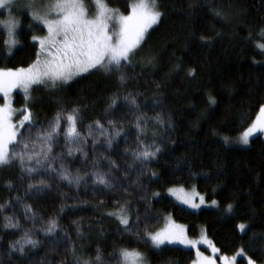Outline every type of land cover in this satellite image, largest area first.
<instances>
[{
	"label": "trees",
	"instance_id": "1",
	"mask_svg": "<svg viewBox=\"0 0 264 264\" xmlns=\"http://www.w3.org/2000/svg\"><path fill=\"white\" fill-rule=\"evenodd\" d=\"M106 2L127 13L130 0ZM157 4L163 15L146 35L132 64L123 70V83L119 74L97 71L55 89L37 86L31 91L29 106L37 125L72 108L80 109V127L86 136L88 125L96 120L105 128L109 119L117 121V126L123 124V135L111 149L105 143L107 137L97 132L95 139L89 137L83 145L86 159L80 153L65 154L73 175L108 171V160L116 161L118 169L110 172L111 188L94 190L98 186L88 175L87 185L81 182L79 186L46 179L49 187L40 192L28 190V183L37 181L29 180L17 166L0 169V205L12 202L0 212V264H74L73 246L83 259H94L100 249L104 264H112L113 254L120 248L139 251L147 264L192 263L191 250L153 249L135 232H124L107 215L118 202H127L132 228L140 225L143 231L147 218L148 230L157 231L170 214L187 225L191 237L204 227L223 254L232 255L243 247L257 264L264 263V140L256 136L245 148L222 141L241 134L264 103V54L249 41L250 33L255 35L264 28V0H157ZM217 10L224 13V19L215 15ZM14 16L19 21V43L9 56L0 28V69L27 67L35 59L31 35L44 34L30 32L32 21L25 11H16ZM189 69H195V76L188 75ZM129 94L145 116L141 140L160 148L143 169L130 154L137 145L134 125L138 112L129 111L124 99ZM113 96L118 99L110 109ZM210 97L215 104L209 102ZM17 101L21 103L22 97ZM157 116L163 124H157ZM62 147L63 142L54 151L59 154ZM175 186L196 189L206 201L216 200L218 209L193 212L181 207L165 195ZM228 204L233 205L231 213L226 211ZM25 205L36 213L35 229L46 226L50 219L57 220L58 229L48 236L34 231L38 247L9 256V244L23 231L33 229V221L24 215ZM5 215L18 219L20 228L5 230ZM241 223L247 225L243 233L238 229Z\"/></svg>",
	"mask_w": 264,
	"mask_h": 264
},
{
	"label": "snow or ice",
	"instance_id": "2",
	"mask_svg": "<svg viewBox=\"0 0 264 264\" xmlns=\"http://www.w3.org/2000/svg\"><path fill=\"white\" fill-rule=\"evenodd\" d=\"M94 12L89 14L88 6L84 0H23V7L30 14L32 23L29 24L30 32H44L43 35H31L32 44L35 46V59L27 67L0 69V169L17 166L21 173L29 180H36V183H28L29 191H43L49 187L46 179H59L67 181L69 185L79 186L81 182L87 185L85 176L90 175L92 184L98 186L94 190L111 188L112 182L110 172L118 169L114 160H108V171H93L81 175L79 171L75 175L69 170L68 164L71 161L66 157H73L77 153L87 158V152L83 145L89 137L95 139L97 132L107 137L105 143L108 149L123 135V124L117 126V121L109 119L108 128L100 120L88 125L87 136L81 131V115L79 108H72L70 111L61 110L46 124L37 125L33 118L30 106L26 103L19 110L12 104V93L20 89L24 94V100L31 99V91L34 86L55 89L59 85L67 84L76 77L89 73L103 71L106 74H119L121 83L125 76L123 70L132 64L134 58L139 54L138 49L143 43L148 30L158 24L163 13L159 10L157 0H133L127 6V13L123 14L119 9L111 8L106 0H93ZM20 8V0H0V10L8 12V19L3 21L7 38L0 39L7 46L8 55L13 54V48L19 43L17 29L19 21L12 15ZM3 15V12H0ZM215 15L221 19L225 18L221 10L215 11ZM203 39V38H202ZM249 41L260 54H264V28H261L255 35L249 34ZM147 63H151L148 60ZM189 76H195V69L188 70ZM118 97L113 96L109 104L110 109L116 107ZM129 111L139 110L136 98L129 94L124 97ZM215 104L214 98L209 99ZM17 112L19 115L17 116ZM16 117V120H13ZM157 124H163L160 116L156 117ZM144 123L143 113L137 114L135 128L137 130V145L131 151L133 161H138L143 167L147 162L156 158L160 148L156 145L143 143ZM170 126V125H169ZM257 133L264 134V103L258 107L255 120H253L241 133L238 143L247 146L250 138ZM63 142L60 153L54 150L57 145ZM229 141L225 139V143ZM129 149H125L128 152ZM59 161V166H57ZM93 167H96L93 162ZM54 174V175H50ZM156 174L152 173L154 177ZM23 178V177H22ZM11 188V185H8ZM169 192L176 195L177 199L193 209L205 204V196L198 192L184 193L183 189L179 194L169 189ZM154 193L153 196H158ZM17 202L19 198L17 197ZM198 200V203H197ZM12 202L0 205V212L10 207ZM212 207L218 206L216 200L211 201ZM233 205L228 204L226 211L231 213ZM24 215L33 221V229L23 231L19 239L11 242L8 246V255L19 253L24 255L29 248L35 249L39 241L33 238L34 231H42L46 236L54 235L58 229L56 219L48 220L46 226L35 229L37 222L36 213L31 205L24 206ZM123 226L124 232H135L144 241L150 243L153 248L161 249L164 245H183L186 248L195 249V259L192 264H238V258L247 261V264H257L251 255L241 247L235 254L229 256L223 254L206 235L199 240L189 239L183 226L169 223L159 231H149L147 218L143 224V231L140 225L130 227V215L127 210V202L121 204L113 211L107 213ZM5 230L19 229L20 222L14 216L3 217ZM239 231L243 233L246 225H238ZM79 234V227L77 228ZM65 240L71 243L65 236ZM58 243V242H56ZM206 244L211 250V255H204L199 245ZM94 259H83L78 256L76 249L71 248V255L74 264H104L100 249L96 250ZM112 264H147L142 253L133 249L120 248L113 254Z\"/></svg>",
	"mask_w": 264,
	"mask_h": 264
},
{
	"label": "rangeland",
	"instance_id": "3",
	"mask_svg": "<svg viewBox=\"0 0 264 264\" xmlns=\"http://www.w3.org/2000/svg\"><path fill=\"white\" fill-rule=\"evenodd\" d=\"M38 2H39V0H38ZM131 2H133V0H130V3H131ZM84 3L88 6L89 14L92 15L93 12H94V4H93V0H88V1H85V0H84ZM111 8H112V7H111ZM115 9H116V8H115ZM18 11H20V12L25 11V12L27 13V11H26V10L24 9V7H23V0H20V8H19ZM0 12H3V15H0V28H1L2 31L4 32V34H5V39H6V38H7V33H6V29H4V27H3V23H2V22L8 19V12H7L6 10H0ZM15 12H16V11H15ZM15 12L12 13L13 16H14V13H15ZM120 12H121V11H120ZM121 13H123V12H121ZM123 14L126 15V14H128V13H123ZM28 15L30 16V14H28ZM14 18L18 21V19H17L15 16H14ZM156 25H157V24H156ZM156 25H154L152 28H154ZM152 28H150V29L148 30V32H149ZM17 30H18V29H17ZM44 34H46V33H44ZM147 34H148V33H147ZM147 34H146V35H147ZM145 37H146V36H145ZM17 46H18V44L13 48V50H14ZM6 50H7V46H6ZM77 78H78V77H76L75 79H77ZM75 79H73L72 81H74ZM72 81H70L69 83H71ZM69 83H67V84H69ZM67 84H63V85H59V86H64V85H67ZM34 87H37V86H34ZM18 96H21L22 99H23V101H22L21 103H18V101H17V100H18ZM11 99H12L13 107H14L15 109H17V110L23 108V107L25 106L26 103L29 105V104H30V101H31V99L28 100V101H25V100H24V94H23V92H22L20 89H17V90H15V91L12 93ZM0 103H2V98H0ZM18 115H19V112H17V116H18ZM13 120L15 121V120H16V117H13ZM240 135H241V134H239V135L236 136V137L227 138V140H228L229 142L226 143V144H228V145H230V146H235V147H242V148L247 147L248 145H247V146H243V145H241L240 143H238V140H239ZM256 136H260V137L264 140V134H260V133H257L256 135H254L253 137H251L250 140H251L252 138L256 137ZM225 139H226V138H223L222 141L225 142ZM169 189H173V190H175L178 194H179V190H180V189H183L184 193H192L193 191H195V192H198V191H197L196 189H194V188H193V189H185V188H183V187H181V186L170 187V188H168V189L165 191V195H166V196H168L169 198L173 199L178 205H180L181 207H183V208H185V209H187V210H189V211L197 212V211H199V210H201V209H218V206H216V207H212V206H210V205H211V201H206V200H205L206 202H205L204 205H201V206H200L199 208H197V209H193V208L189 207L188 205L181 203V202L177 199L176 195H173V194H171V193L169 192ZM198 193H199V192H198ZM199 194H200V193H199ZM200 195H202V194H200ZM197 203H198V200H197ZM169 221L173 222L175 225L183 226V228L185 229L186 235L188 236L189 239H192V240H199V239L201 238L202 235H206V236H207L204 227H201V228L199 229V232H198V234H197L196 237H191V236H189V234H188V230H187V225L175 221V220L173 219L172 215H170V214H167V215L164 217V223H163V225H162V227H161L160 229H163V228L169 223ZM244 225H245V224H244ZM160 229H159V230H160ZM238 229H239V228H238ZM246 229H247V225H246L245 230H246ZM159 230H157V231H159ZM207 238H208V236H207ZM208 240H209V238H208ZM150 245H151V244H150ZM165 246L179 247V248H183V249L191 250V251H193V254H194V258H193V260L196 258V257H195V249H192V248H186V247H184L183 245H164V246H162V247H165ZM151 247H152V245H151ZM198 247H199L200 251L204 253V255H211V250H210V248H208V246H207L206 244H200ZM152 248H153V247H152ZM153 249H155V248H153ZM234 254H235V253H234ZM232 255H233V254H232ZM143 256H144V255H143ZM229 256H231V255H229ZM144 257H145V256H144ZM241 260H243V259L238 258V264H241V263H240ZM244 261H245V264H247V261H246V260H244ZM191 264H192V263H191ZM217 264H219V261L217 262ZM262 264H264V263H262Z\"/></svg>",
	"mask_w": 264,
	"mask_h": 264
}]
</instances>
